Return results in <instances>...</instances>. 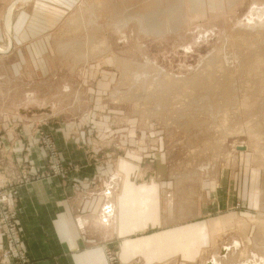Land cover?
Listing matches in <instances>:
<instances>
[{"label":"rangeland","instance_id":"1","mask_svg":"<svg viewBox=\"0 0 264 264\" xmlns=\"http://www.w3.org/2000/svg\"><path fill=\"white\" fill-rule=\"evenodd\" d=\"M11 1L0 0V46L7 36L13 42L0 56V264H17L11 253L5 259L6 222L33 264L18 220L22 188L58 178L74 195L93 196L106 190L96 169L114 172L124 160L136 164L135 185L161 188L162 207L166 190L174 204L202 208L185 219L207 226L204 258L221 238L219 221L222 243L235 230L243 235L223 245L242 247L223 263L245 260L251 247L258 252L264 0H46L45 7L15 0L7 34ZM38 47H46L40 67ZM84 161L94 175H81ZM106 254L107 264H145L121 262L113 244ZM199 254L178 262L205 264Z\"/></svg>","mask_w":264,"mask_h":264},{"label":"crops","instance_id":"2","mask_svg":"<svg viewBox=\"0 0 264 264\" xmlns=\"http://www.w3.org/2000/svg\"><path fill=\"white\" fill-rule=\"evenodd\" d=\"M14 1L12 0L4 11V27L7 10ZM36 1L44 7L48 6L46 0ZM53 1L56 6L67 3L66 0ZM13 10L15 11L14 8ZM13 10L10 26L15 14ZM37 17L41 19V13ZM31 23L32 20L29 25ZM21 33V39L29 37L25 31ZM12 45L11 37L7 36V44L1 45L6 50L1 52L0 56L8 52ZM35 49V62L40 67L45 64L40 58L46 47ZM14 67L16 68V65ZM33 157L34 161L38 159L36 151ZM82 164L84 169L81 175L89 177L90 173L95 174L94 169L89 170L87 162ZM132 169H136V164L126 160L124 165L116 167L114 172L108 173L105 167H98L97 175L103 179L106 190L93 196L83 193L74 195L70 183L65 187L64 182H60L58 178L35 181L22 188L18 220L24 248L33 264H107L106 253L112 244L123 263L128 259L141 257L145 264H179L180 259L185 260L189 256L193 258L200 252L199 255L205 264H228V261L223 263L222 260L242 248L237 240L232 241L233 249L230 251L229 247L223 246L234 237L239 239L243 235L236 230L231 231L232 237L227 243H222V224L221 221L215 222V228L219 225L215 235H220L221 238L215 244L212 240L215 235L212 234L211 243H214L215 248L204 258L206 249L202 245L207 238L210 240L206 232L207 226L204 221L191 224L185 219L190 218L194 212L200 213L202 208H197V203L192 201L174 204L170 199L172 194L166 190H163L165 207H162L157 199L161 188L150 184L135 185L131 180ZM115 188L117 190L114 192ZM191 207L197 210L194 211ZM260 230L263 236L264 229ZM250 232L253 231L249 230V238L254 233L250 235ZM258 245L261 251L260 247L256 248L258 252L252 247L248 248V257L245 260L235 263L233 259L230 264H264V238ZM216 249L217 252L213 255Z\"/></svg>","mask_w":264,"mask_h":264},{"label":"built area","instance_id":"3","mask_svg":"<svg viewBox=\"0 0 264 264\" xmlns=\"http://www.w3.org/2000/svg\"><path fill=\"white\" fill-rule=\"evenodd\" d=\"M9 216L12 217L8 213H6V215L3 216L5 222L9 218ZM13 226L14 224L9 226L7 222L5 223L4 226L6 237L9 238V243H10V246L5 250V259H8L11 253L17 259V264H31V261L27 258L25 252L23 251L21 252L20 249L18 248L20 247L19 245L20 238L18 237L17 232L15 231Z\"/></svg>","mask_w":264,"mask_h":264},{"label":"bare ground","instance_id":"4","mask_svg":"<svg viewBox=\"0 0 264 264\" xmlns=\"http://www.w3.org/2000/svg\"><path fill=\"white\" fill-rule=\"evenodd\" d=\"M20 1H22V3L23 2H25V1H27V0H20ZM15 3L16 2H14L11 6H9V8H8V10H7V16H6V25H5V27H7L8 29H9V26H8V23L10 22V18H11V14H12V10H13V8H14V6H15ZM21 3V2H20ZM263 10V12H264V8H262ZM259 13V12H258ZM264 14V13H263ZM89 23H90V21H89ZM119 27V26H118ZM117 28V27H116ZM7 29V34L9 33V31H10V29L8 30ZM4 48H2V47H0V52H1V50H3ZM5 50V49H4ZM210 69V68H209ZM206 73V72H205ZM255 261V260H254ZM262 260H260V262H261ZM214 262V261H213ZM212 262V263H213ZM262 262H264V260L262 261ZM214 264V263H213ZM248 264H251V263H248Z\"/></svg>","mask_w":264,"mask_h":264}]
</instances>
